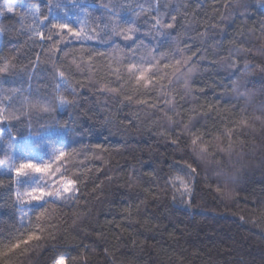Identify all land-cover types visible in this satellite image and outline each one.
<instances>
[{
	"label": "snow or ice",
	"instance_id": "snow-or-ice-1",
	"mask_svg": "<svg viewBox=\"0 0 264 264\" xmlns=\"http://www.w3.org/2000/svg\"><path fill=\"white\" fill-rule=\"evenodd\" d=\"M261 2L264 3V0ZM214 3L215 0H210L209 6L213 7ZM110 4L111 0L108 4L101 3L106 13L105 20L93 19L81 0H46L49 12L57 10L60 13L58 16H50L42 11L36 0H20L19 7L24 9L23 15L13 0H5L0 4V16L7 13L19 17L20 27L13 35L27 32L30 40L38 39L41 42L39 46L45 50L51 62L53 83V95L47 99L33 97L27 89L0 84V173L6 177L0 178V189L7 190V203L15 209L9 217L0 219V264H14L12 258L17 254H27L32 246H39L46 239L54 240L55 229L64 223L57 203L71 200L80 204L81 189L87 187L85 181L101 172L100 167H91L88 162H107L103 153L109 149L102 142L81 141L79 147L69 148L63 142L41 139L44 132L69 128V122L42 124L41 131L33 128L31 117L34 113L70 111L80 96L78 86L108 94L121 105L134 104L141 106L140 110H154V113H160L169 122H174L177 116H183L181 111H173L177 105L175 84L182 80L187 87L192 73L197 69L193 57L200 49L191 52L188 45L182 48L176 37H172L167 50L145 45L143 40L137 38L140 26L136 20H122L115 6ZM133 11L137 19L145 17L143 35L155 38L171 36L181 9L178 5L165 14L160 10L159 0H145ZM165 15L168 19H165ZM219 15L222 22L224 17ZM204 23L208 25V21ZM210 27L219 32L224 30L220 22L211 23ZM3 35L4 31L0 27V37ZM199 35L201 43H204L203 37L207 36V32ZM113 38L125 42L128 51L125 52L124 47L116 44ZM110 42L112 47L108 52L96 46ZM17 56L5 53L4 47H0V80L27 71V66L18 67ZM204 58L200 56V59ZM39 63V55L35 60L29 57L33 70ZM76 73L84 76V79H74ZM199 107L201 111L205 107L208 111L213 110L211 104ZM132 116L139 119V111L133 112ZM110 120L111 115H106L102 122L108 123ZM236 123L240 127L247 126L245 118ZM2 126H7L6 132ZM233 131L225 129L223 135L216 136V146L220 150H227L226 145L230 148L234 143ZM159 134L171 144L178 143L165 132ZM198 140L199 137H194L193 144L197 145ZM199 150L201 153L206 152L207 145H199ZM143 175L149 180L154 178L152 171L144 172ZM106 179L111 182L113 177L106 176ZM171 180L180 183V190L188 191L182 176L176 175ZM127 187H140L135 172L128 174ZM141 190L152 199H158L152 189ZM91 194H94V199H99L104 194V181H93ZM144 203V200H140L139 204H129L122 212L131 219L133 212L139 211ZM80 214L84 215L82 212ZM55 264H68V261L60 255Z\"/></svg>",
	"mask_w": 264,
	"mask_h": 264
},
{
	"label": "trees",
	"instance_id": "trees-1",
	"mask_svg": "<svg viewBox=\"0 0 264 264\" xmlns=\"http://www.w3.org/2000/svg\"><path fill=\"white\" fill-rule=\"evenodd\" d=\"M4 2L5 0H0V4ZM13 2L23 15L24 9L19 7L20 0H13ZM36 2L42 11L50 16L60 15L57 10L49 12L46 0H36ZM81 3L92 14L93 19H106L105 9L101 7V3L108 4L109 0H81ZM144 3L145 0H111L109 6H115L122 20H136L140 26L137 38L143 40L145 45H155L160 50H167L172 37H176L180 47L188 45L191 52L200 49L193 57V62L200 70V76L195 81V86H203L204 93H208V95L197 93L200 98L198 102L202 104L214 103L215 97L223 94V89L215 86L213 80H218V77L210 76L211 68L207 67L213 65L212 61L215 59L209 45L218 38L213 34L219 33L210 25L220 22L229 29L238 25L234 26L227 21H220L219 14L223 5L219 0H215L213 7L209 6L210 0H159L160 10L165 14L179 5L181 12L177 16L176 26L171 31L170 37L145 36L143 35L145 17L137 19L133 11ZM165 4L168 7H164ZM255 15V13H249L251 18H255ZM165 19H168L167 15H165ZM18 21L19 17L11 16V14L5 13V16H0V27L4 31V35L1 37V47H4L5 53L18 54L16 61L18 67L27 66V71L6 77L0 80V84L4 87L27 89L33 97L47 99L53 95L51 62L48 60L45 50L39 46L41 42L38 39L30 40L27 32H22L19 36L13 35L20 27ZM205 21H208L207 26ZM204 32H207V36L203 37L204 43H201L202 38L199 33ZM113 40L116 44L124 47L125 52L128 51L125 42L118 38H113ZM76 46L79 47V45ZM96 46L99 50L108 52L111 50L112 43ZM37 55L40 56L41 63L33 70L29 64V57L35 60ZM201 55H204L206 59L200 60ZM74 79H84V76L76 73ZM77 91L80 96L70 111L34 113L31 117L33 128L41 131H43L42 124H56L63 121L69 122L68 127L81 129L83 135H73L69 137V142L65 143L69 148L79 147L80 142L83 141L84 143L102 142L103 146L109 149L103 153L106 163H101L98 160L88 162L91 167H100L101 172L93 174L89 180L85 181L87 187L81 189V203L79 205L70 204L64 209L68 213L64 219L69 222L75 218L73 211L84 213V218L80 221L78 230L65 232L59 237L62 243L58 246L73 248L79 246L82 248L84 244H88L90 248L96 250V264H112L113 261L116 264H143L148 256L162 257L165 261L175 256L177 260H182L183 257L179 255V252L184 249H187L190 255L202 258H205V253H207L206 258L209 260L217 254L224 259H234L232 250L237 253L244 252L249 261L259 257L261 253L257 247L258 238L252 236L249 231L243 230L233 221H238L239 217L233 216L230 209H209L208 216H227L228 219L216 221L213 226L215 230L205 233L204 230L197 227L201 217H197L196 221L189 225L188 221L179 213L174 212L170 207H161L157 200L152 199L141 190L150 188L156 194L155 183L151 182L143 173L154 172L155 169L162 166L164 160L168 159L165 146L171 143L165 136L157 134L158 131H164L157 120L160 113H154V110L151 109L140 110L141 106L134 104L121 105L108 94L92 92L87 87L79 88L77 86ZM180 103L183 104V101ZM137 111H139V119L132 116V113ZM106 115H111V120L108 123H103ZM73 121L76 123H72ZM153 121L156 123L153 124ZM2 127L3 129L7 128V126ZM109 132L112 134L109 135ZM0 158H2V151H0ZM156 161L161 163H156ZM132 172H135L136 176L139 175L141 179L140 187L130 189L127 187V176ZM106 176H112V181L109 182ZM0 178L6 179L2 173H0ZM93 181L95 183L104 181V194L99 199H94V194H91ZM121 184L125 186L121 187ZM231 196L229 191L225 194V199H231ZM239 199L241 207H251V198L248 193H241ZM140 200H144L145 203L140 206L139 211L133 212L131 219L127 218V214L123 213L122 209L129 204H139ZM7 201V190L0 189V219L9 217L15 211ZM251 231L260 232L261 229L253 228ZM197 232H199V236L196 235ZM194 240H199L201 243L190 246ZM177 241L181 244L179 249L176 246ZM48 243L49 245L56 244L57 240H49ZM41 264H44V260L41 261Z\"/></svg>",
	"mask_w": 264,
	"mask_h": 264
},
{
	"label": "clouds",
	"instance_id": "clouds-1",
	"mask_svg": "<svg viewBox=\"0 0 264 264\" xmlns=\"http://www.w3.org/2000/svg\"><path fill=\"white\" fill-rule=\"evenodd\" d=\"M219 2L223 5L220 9L223 21L238 25L232 29L224 26L222 32L213 34L218 38L209 45L215 62L207 67L211 68L210 76L218 77L213 83L217 88L223 89V94L215 97L214 103L210 102L212 111H208L206 107L201 111L199 106L207 104L198 102L200 98L197 93H204L203 86H195L200 70L197 68L192 73L187 87L182 80L175 84L177 105L173 111H181L183 116H177L174 122H169L160 114L157 120L164 131H158L157 134L165 132L178 143L165 146L168 159L154 170L151 182L155 183L158 196L156 200L161 207H170L185 218L189 225L197 217H201L197 227L205 233L215 230L213 226L216 221L228 219L227 216H208L209 209H230L233 216L239 217L238 221H233L258 238L257 247L261 254L249 261L244 252L232 250L234 259H224L217 254L209 260L206 258L207 253L202 258L190 255L184 249L179 252L182 260H177L175 256L167 261L162 257L148 256L143 264H264V3L261 0ZM250 12L256 14L255 18L249 16ZM205 59L206 57L200 60ZM212 92L214 95V89ZM204 95L207 96L208 93ZM241 118L247 120V126L237 125L236 122ZM225 129H234V143L230 148L226 145L227 150L222 151L216 146L215 138L223 135ZM76 134L83 135V131L73 127L63 131L53 129L42 133L41 139L67 143L69 137ZM194 137H199L197 145L192 142ZM201 144L207 145L204 153L199 150ZM176 175L183 177L188 191L180 190V183L171 180ZM140 179L137 175V180ZM229 191L231 199H225V194ZM241 193H248L251 198L250 208L241 207ZM70 204L75 203L71 200L57 203L59 215L64 220L55 229L57 243L49 245V240L41 241L39 246H32L27 254L14 256V264H41L42 260L44 264H55L60 255L66 258L68 264H96V250L88 244H84L82 248L58 246L62 243L59 237L65 232L78 230L80 221L84 218L80 212L73 211L75 218L70 222L65 220L68 213L64 209ZM253 228H260L261 231L252 232ZM196 235L199 236V232ZM200 243L199 240H194L190 246ZM176 246L178 249L181 247L179 241ZM112 264L116 262L113 261Z\"/></svg>",
	"mask_w": 264,
	"mask_h": 264
},
{
	"label": "rangeland",
	"instance_id": "rangeland-1",
	"mask_svg": "<svg viewBox=\"0 0 264 264\" xmlns=\"http://www.w3.org/2000/svg\"><path fill=\"white\" fill-rule=\"evenodd\" d=\"M0 47H1V37H0ZM3 130L6 131V128H4Z\"/></svg>",
	"mask_w": 264,
	"mask_h": 264
}]
</instances>
